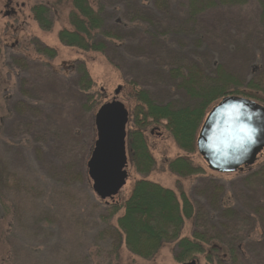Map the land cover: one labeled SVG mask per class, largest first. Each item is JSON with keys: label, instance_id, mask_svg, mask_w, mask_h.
I'll list each match as a JSON object with an SVG mask.
<instances>
[{"label": "rangeland", "instance_id": "rangeland-1", "mask_svg": "<svg viewBox=\"0 0 264 264\" xmlns=\"http://www.w3.org/2000/svg\"><path fill=\"white\" fill-rule=\"evenodd\" d=\"M90 1L95 10L104 6L106 32L123 39L108 44L105 54L68 48L60 42V31L70 28L71 0L53 8L49 31L35 21L32 7L39 3L52 6L54 0H0V264L190 263L175 260L174 243L163 245L151 260L131 254L117 225L123 211L109 218L106 203L94 193L86 170L97 139L94 122L99 106L91 112L83 109V99L74 87L76 66L85 64L95 83L91 91L95 98L100 92L105 94L100 105L113 101L122 87L116 99L129 114L134 109L130 96L134 88L129 82H135L158 104L180 107L187 103L169 76L176 64L199 60L207 67L206 74L213 63L220 64L237 77L242 90L253 73L264 67L260 6L249 0L246 6L213 12L208 27L196 31L206 35L203 39L202 35L174 34L184 27L189 0H168L167 9L159 5L161 0ZM212 17L223 19L215 29ZM153 25L171 36L161 34L153 45L149 36L155 32ZM245 29L251 32L249 38ZM42 47L55 50L56 56L42 55L37 50ZM252 93L260 99L254 101L263 105L264 85ZM145 136L155 166L149 175L141 176L129 162V178L114 201L128 199L135 182L146 179L176 193L183 189L208 211L201 192L212 180L223 187L224 204L240 216L234 223L239 226L236 235L242 240L241 251L251 253L243 254L247 260L240 264H264V177L247 179L264 166V152L251 172L223 175L207 169L198 153L186 155L162 126H151ZM181 156L202 166L204 177L173 174L168 162ZM68 166L72 177L74 171L79 176L71 186L62 177ZM259 208L263 213L256 215ZM214 219L213 224L220 220ZM195 230L193 220H188L182 236L191 237ZM252 242L262 246L257 251L248 249ZM226 243L211 241L212 247L221 246L219 259L227 264L230 247Z\"/></svg>", "mask_w": 264, "mask_h": 264}, {"label": "trees", "instance_id": "trees-1", "mask_svg": "<svg viewBox=\"0 0 264 264\" xmlns=\"http://www.w3.org/2000/svg\"><path fill=\"white\" fill-rule=\"evenodd\" d=\"M54 1L52 6L39 3L32 7L35 21L41 29L46 31L51 30L53 26L51 20L53 8L62 4L65 0ZM71 1L72 10L68 17L70 28L63 29L59 33L62 45L80 51H94L105 54L108 44L114 45L115 42H123L121 37L106 32L103 5H99V9L95 10L90 0ZM161 1L159 5L167 9L168 0ZM254 1L260 6V25L264 28V0ZM249 3V0H189L186 8L188 15L184 21V27L174 30V34L202 35L203 39H206L204 33L199 35L196 34V31L198 28L203 29V26H207L206 23H209L207 20L211 18L213 12L222 8L243 7ZM222 20L212 17L211 27L215 29L218 22H222ZM248 25L250 26V24ZM152 27L155 32L150 33L149 36L152 37L151 42L153 45L161 39V34L171 36V32L156 30L154 25ZM245 30V36L249 38L251 32L249 29ZM37 50L49 58L56 56V51L47 47L38 48ZM260 70L258 74V70L253 73V79L247 83L245 89L241 90L237 77L220 64L213 63L209 74H206L207 67L202 66L199 60L186 65H173L169 70V76L176 82L177 89L184 93L187 98V103L180 107H176L173 103L158 104L151 99L148 92L138 89L135 82H129V86L134 88L130 94L134 102V109L129 114L130 127L127 130V154L128 161L135 166L137 173L141 176H147L155 166V160L149 150L145 136L151 126L164 127L170 133L176 145L186 155L198 153V134L207 115L214 106L227 97H243L252 101H260L252 93L255 89H260L264 85V67H261ZM75 71L78 79L74 87L83 99V109L91 112L98 106L100 108L102 106L100 103L105 99V94L100 92L99 97L95 98L91 93L95 83L85 64L79 63ZM247 88L252 92L247 91ZM30 110L29 108V113H32ZM168 164L171 172L178 177L199 178L204 177L206 174V170L202 166L196 165L187 156L178 157L168 162ZM252 168L244 169L239 173L251 172ZM86 171L88 180V170ZM71 172L70 166H68L62 173V177L67 180L70 186V183L76 182L79 178L76 175L77 171L73 172V177ZM259 176L264 177V166L259 172L253 173L247 179L258 178ZM207 183L208 187L201 192V195L208 201V211L205 206L196 203L188 196L183 189L176 193L156 183L141 179L135 182L128 199L105 202L107 206L106 213L109 218H113L123 211V215L117 220L119 233L124 238L130 253L138 258L151 260L163 245L174 243L177 247L175 260L178 263L196 261V264H201L203 257L206 264H226L227 261L220 262L219 259L221 242L218 241L220 244L218 247L211 246L212 240H221L222 242L226 240L227 246L230 247L227 249L230 251V254H228L230 263H228L240 264L241 260H247V257L243 254H251L241 251V243L239 242L242 240L238 238L236 233L239 226L234 224L240 220V216L224 204L223 187L212 180ZM261 212L262 209L259 208L256 209L255 214L259 215ZM214 218H220L221 222L219 220L216 224H213ZM188 220H193L196 230L191 237H183L182 232L185 222ZM222 220H228L229 223H223ZM209 234H213V236ZM228 239L229 241H227ZM262 245L261 242H252L248 244L247 248H253L257 251L256 248ZM252 253L256 254L257 252L252 251Z\"/></svg>", "mask_w": 264, "mask_h": 264}, {"label": "water", "instance_id": "water-1", "mask_svg": "<svg viewBox=\"0 0 264 264\" xmlns=\"http://www.w3.org/2000/svg\"><path fill=\"white\" fill-rule=\"evenodd\" d=\"M121 90H116V98ZM116 98L103 104L95 115L97 139L87 163L92 189L104 202L114 201L130 174L129 112ZM197 151L208 169L217 174L253 167L264 152V106L243 97L224 98L207 115L198 134Z\"/></svg>", "mask_w": 264, "mask_h": 264}]
</instances>
